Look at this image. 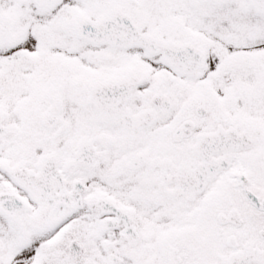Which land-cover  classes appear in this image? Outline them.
<instances>
[{"label": "snow or ice", "instance_id": "obj_1", "mask_svg": "<svg viewBox=\"0 0 264 264\" xmlns=\"http://www.w3.org/2000/svg\"><path fill=\"white\" fill-rule=\"evenodd\" d=\"M0 264H264V0H0Z\"/></svg>", "mask_w": 264, "mask_h": 264}]
</instances>
